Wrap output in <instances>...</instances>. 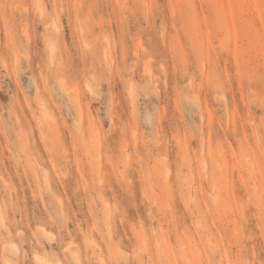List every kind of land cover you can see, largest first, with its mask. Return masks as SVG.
<instances>
[{
    "label": "rangeland",
    "instance_id": "obj_1",
    "mask_svg": "<svg viewBox=\"0 0 264 264\" xmlns=\"http://www.w3.org/2000/svg\"><path fill=\"white\" fill-rule=\"evenodd\" d=\"M0 264H264V0H0Z\"/></svg>",
    "mask_w": 264,
    "mask_h": 264
},
{
    "label": "bare ground",
    "instance_id": "obj_2",
    "mask_svg": "<svg viewBox=\"0 0 264 264\" xmlns=\"http://www.w3.org/2000/svg\"><path fill=\"white\" fill-rule=\"evenodd\" d=\"M12 249V248H11ZM14 250V249H13ZM39 259V258H38Z\"/></svg>",
    "mask_w": 264,
    "mask_h": 264
}]
</instances>
